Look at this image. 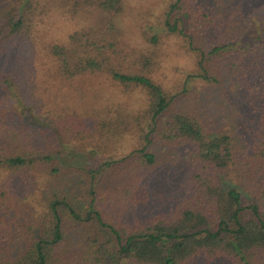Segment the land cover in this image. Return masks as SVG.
I'll return each mask as SVG.
<instances>
[{"label":"trees","instance_id":"obj_1","mask_svg":"<svg viewBox=\"0 0 264 264\" xmlns=\"http://www.w3.org/2000/svg\"><path fill=\"white\" fill-rule=\"evenodd\" d=\"M74 2L93 12L94 21L69 34L66 41L44 44L50 62L42 65L46 76L66 83L106 74L125 93L141 89L145 106L137 112L122 105L101 109L83 105L79 109L78 103L70 102L65 85L45 86L53 95L51 112L60 118L57 127L47 135L25 123L8 128L0 136V177L32 178L30 172L35 170L36 179L44 175L50 182L62 173L57 159L64 153L65 141L76 151L105 158L90 169L88 180L77 183L81 191L89 189L87 206L77 207L65 192L57 191L37 198V206L19 223L9 217L8 206L0 210V264H264V82L257 101L251 102L253 139L249 151L240 154L230 130L215 129L174 107L175 95L150 76L151 56L127 61L129 54L120 45L123 0ZM48 5L41 0H0V51L6 44H25L36 17ZM233 24L199 0H172L164 12L169 33L188 38L190 48L201 52L193 46L198 36L208 43L214 60L231 47L238 33L231 28ZM22 67L0 69V95L35 105L31 69ZM202 69L203 78L216 80ZM3 115L7 114L3 111ZM126 133L136 137L138 146L117 157L118 145L113 147L112 139ZM158 141L170 148L188 147L186 188L156 211L134 220L121 216L114 222L104 210L109 201L119 198V206L130 207L149 198L139 174L126 181L128 174L120 167L131 162L137 170L152 168L157 160L153 146ZM225 177L229 186H225ZM100 179L105 183L96 184ZM4 195L0 190V196Z\"/></svg>","mask_w":264,"mask_h":264},{"label":"rangeland","instance_id":"obj_2","mask_svg":"<svg viewBox=\"0 0 264 264\" xmlns=\"http://www.w3.org/2000/svg\"><path fill=\"white\" fill-rule=\"evenodd\" d=\"M41 1L48 2L50 8L36 17V25L26 43L6 44L0 51V69L14 70L21 66L31 69L29 76H32L35 86L33 99L37 102L33 105L30 100L24 103L13 95H0V136H4L8 128L20 123L31 125L30 129L43 131L45 135L52 133L60 118L51 112L54 109L53 95L45 86L65 85L70 102L78 103L76 106L79 109L83 105L88 109L122 105L129 111L137 112L144 107L146 99L141 89L125 93L115 87L106 74H90L66 83L53 80L52 75L46 76L42 65L50 62L45 56L44 44L66 41L69 34L83 30L94 20L93 12L81 8L74 0ZM171 1L123 0L119 16L123 31L121 50L129 54L127 61L131 63L137 58L141 59L143 54L151 56L153 66L150 76L165 91L175 95L174 107L215 129L230 130L240 149L239 153H247L255 126L250 118L251 102L257 101L264 82V0H199L211 5L219 14H225L229 22H234L231 28L238 31L225 55L216 60L208 51V43L201 41L198 36H195L197 39H194L196 43L193 46H199L203 57L201 52L190 48L188 38L166 30L164 12ZM202 67L211 79L214 77L216 80L203 78ZM3 111L7 114L5 117ZM41 138L36 135V140ZM112 141L113 147H116V143L118 145L117 157L129 154L138 146L136 137L131 133ZM63 147L64 153L57 159V163L63 167L62 173L50 182L45 181L44 175L36 179L35 170L30 172L32 178L3 174L0 177V190L5 195L0 196V210L6 211L8 206L9 217L19 223L27 219L31 209L37 206V198L47 197L57 191L65 192L73 205L78 207L84 203L87 206L91 197L89 189L81 191L77 183L88 180L90 169H96L105 157L89 151H76L74 145L66 141ZM187 148H170L158 141L153 146L157 160L152 168L137 170L136 165H130L131 162L129 166L123 164L120 171L124 175L128 174L125 180L129 181L128 177L138 173L139 180L147 185L149 198L130 207H124L125 203L119 206L116 203L119 198L111 200L104 209L105 214L114 222L121 216L125 220H134L137 216L156 211L163 204L172 203L175 195L187 186ZM70 178H74V183H71ZM111 178H116V175ZM101 180H96V184L105 183ZM120 181L123 183L124 179ZM224 181L225 186L231 183L228 178ZM241 190L244 191L245 187H241ZM104 230L106 239H110L107 229Z\"/></svg>","mask_w":264,"mask_h":264}]
</instances>
